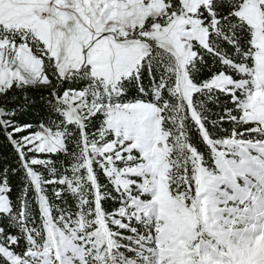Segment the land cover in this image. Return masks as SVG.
I'll return each mask as SVG.
<instances>
[{
  "label": "snow or ice",
  "instance_id": "snow-or-ice-1",
  "mask_svg": "<svg viewBox=\"0 0 264 264\" xmlns=\"http://www.w3.org/2000/svg\"><path fill=\"white\" fill-rule=\"evenodd\" d=\"M0 264H264V0H0Z\"/></svg>",
  "mask_w": 264,
  "mask_h": 264
},
{
  "label": "trees",
  "instance_id": "trees-1",
  "mask_svg": "<svg viewBox=\"0 0 264 264\" xmlns=\"http://www.w3.org/2000/svg\"><path fill=\"white\" fill-rule=\"evenodd\" d=\"M3 141L2 140H0V150H3Z\"/></svg>",
  "mask_w": 264,
  "mask_h": 264
}]
</instances>
